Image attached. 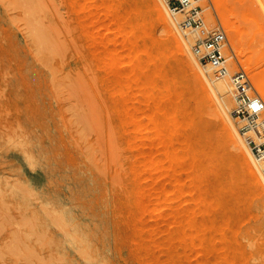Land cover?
<instances>
[{
    "label": "rangeland",
    "instance_id": "1",
    "mask_svg": "<svg viewBox=\"0 0 264 264\" xmlns=\"http://www.w3.org/2000/svg\"><path fill=\"white\" fill-rule=\"evenodd\" d=\"M263 5L175 12L182 35L200 11L190 50L222 28L228 73L264 103ZM179 34L153 0H0V264H264L258 166L230 145Z\"/></svg>",
    "mask_w": 264,
    "mask_h": 264
},
{
    "label": "bare ground",
    "instance_id": "2",
    "mask_svg": "<svg viewBox=\"0 0 264 264\" xmlns=\"http://www.w3.org/2000/svg\"><path fill=\"white\" fill-rule=\"evenodd\" d=\"M261 1L264 4V0H261ZM159 2L161 4V8L158 6L156 1L153 0V7H154V10H155L156 14L158 15L159 19L162 20V22L164 24L168 23L169 21L172 22V25L174 26L175 31L179 34V31H178L179 30L178 29L179 28V22H178L177 12L174 11L175 12L174 13V12H172V10L168 9L167 3L165 1L159 0ZM192 2H195V1H191L190 4ZM35 3H37V1H35ZM190 4L186 8H188L190 6ZM261 10L264 13V5L261 8ZM170 13L173 14V16H175L174 19L172 17H170ZM195 30L196 29H190V30L182 31V35L179 34V37L182 41V44L184 43L185 44L184 46H186L185 48H188L186 43L190 44V47H191L194 40L197 38H200L199 37L200 35L198 33L194 32ZM170 31H171V29H170ZM31 38H32V42H33V44H34V46H35V48L39 54L43 53L44 50H47L48 40L46 38V35L44 34V32L41 29L33 28L31 30ZM178 44H180V43H178ZM227 49H228V47H227ZM191 50L188 48L186 50L187 54L185 52V56L187 58L186 60L188 62V65L194 69V73H195L194 75L196 77L195 80H197L196 82H199L201 84V86L203 88L202 91H204L207 94V96L210 97V98L209 97L208 98L210 99L211 102L209 101V99H208V101L210 103H212L211 106L213 105L212 108L215 109L216 115L219 117V119L223 125L224 131L227 133V136L230 140V145L232 146V148L241 152L242 157L244 159V162L251 172H252L251 166H254V161L257 164L258 169H259L258 172L261 175V177H257L253 173H252V175H253V179L255 181V185L257 186V188H259V190L261 191V193L264 197V177L260 173L261 163L258 162L257 160H255L254 157L248 153V150L246 148V143H245L246 139H249V138H252V139L255 138L256 141L258 142L256 144L264 142V112H262L259 115V117L257 118L256 127L254 129L249 130V131L244 132V133L238 132V130L236 132V130L234 129V125L232 123V121H234L235 119L228 114V112H229V108H228V102L229 101L228 100H229V95L232 94L230 85L228 83L229 77H227V78L223 77L221 79H220V77L218 79L214 78L213 74H212L213 72H211L212 68L210 66L203 67V69H201L198 62L193 58ZM224 50L226 51V48ZM227 51H226V53L228 55L226 56L225 59L230 60L232 57L230 56V54ZM182 52H183V50H182ZM226 67L228 68V66H226ZM230 68H231V66H229V69ZM229 73H230V70H229ZM215 75L216 74H214V76ZM229 75H232V73H230ZM259 85H260V88L258 87ZM258 88L261 90L260 93L263 94L264 93V79H261L260 83H257V89ZM214 109H213V111H214Z\"/></svg>",
    "mask_w": 264,
    "mask_h": 264
},
{
    "label": "built area",
    "instance_id": "3",
    "mask_svg": "<svg viewBox=\"0 0 264 264\" xmlns=\"http://www.w3.org/2000/svg\"><path fill=\"white\" fill-rule=\"evenodd\" d=\"M167 3L168 9L174 11L184 10L191 1L196 0H163ZM200 11L198 8L189 10L190 18L183 23L184 28L197 29L202 27V21L194 20ZM226 43V36L221 27H214L208 32L205 39L199 40L192 48L193 54L196 56L200 64H208L216 71L220 77H229V81L233 90V99L235 107L231 115L235 119L244 121L245 124L239 128V132L244 133L256 127V120L259 115L264 112V103L253 89L249 78L239 70L232 75L228 74L223 56V47ZM249 148L255 160L261 163L260 173L264 177V142L255 144L250 142Z\"/></svg>",
    "mask_w": 264,
    "mask_h": 264
}]
</instances>
